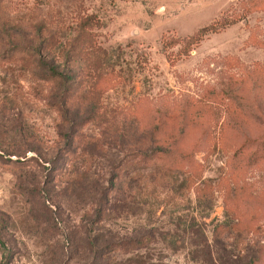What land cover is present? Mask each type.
I'll return each mask as SVG.
<instances>
[{
    "label": "rangeland",
    "instance_id": "1",
    "mask_svg": "<svg viewBox=\"0 0 264 264\" xmlns=\"http://www.w3.org/2000/svg\"><path fill=\"white\" fill-rule=\"evenodd\" d=\"M91 16L96 21L89 34L111 53L106 70L114 72L100 82L96 98V116L106 123H90L80 133L104 145L115 136L118 123L130 125L138 118L141 126H153L160 118L161 138L181 130L189 134L185 148H193L192 162L199 166L191 180L180 172L160 183L149 175L152 165L124 164L119 177L134 179L132 199L103 224L121 235L155 230L157 237L148 249L116 254L111 262L202 264L192 229L201 230L212 244L215 226L226 221L224 189L235 183L229 165L241 143L242 118L248 120L249 134L264 131V121L257 120L264 118V0H0V56L12 40L32 38L40 25L45 27L43 37L54 36L63 48L75 37L77 25ZM214 23L225 26L184 54L182 41ZM173 40L179 44L170 47ZM56 52L59 48L52 50L50 60L64 67ZM28 66L19 55L12 60L0 57V116L8 119L7 128L17 125L7 135L0 129V146H31L48 155L57 150V114L48 104V87ZM71 67L81 71L87 66ZM77 94L70 96L69 104L85 116L90 98L77 100ZM224 131L227 147L220 148L218 136ZM256 151L246 150L247 172L241 179L251 184L249 194L264 193V151ZM98 155L91 167L81 162L77 169L81 173L88 167L92 179L106 183L113 173L110 164L124 155L108 147ZM11 159L0 151V264H80L71 241L73 235L79 240L87 213L93 211L92 199L80 196L82 191L74 197L65 192L71 178L68 165L60 166L55 179L34 152L21 162ZM249 208L241 206L246 212ZM261 237L229 240L226 250L239 252Z\"/></svg>",
    "mask_w": 264,
    "mask_h": 264
},
{
    "label": "trees",
    "instance_id": "2",
    "mask_svg": "<svg viewBox=\"0 0 264 264\" xmlns=\"http://www.w3.org/2000/svg\"><path fill=\"white\" fill-rule=\"evenodd\" d=\"M95 21L93 16L81 21L77 25L75 37L69 41L70 44H66L63 48L59 47V41L54 36L43 37L42 32L45 29L43 25L35 27L32 38L22 37L9 43L8 48L0 56L1 59L12 60L19 55L22 63H29L28 69L32 76L48 87L46 98L49 106L57 114L55 132L58 139L57 150L48 155L38 152L31 146H28L26 150H22V148L21 150H10L0 146V151L10 162L13 161L11 157H17L16 161L21 162L20 158H26V153L34 152L36 160L39 163L47 164L54 175H60V166L68 165L71 178L66 184L65 192L74 197L76 193L79 194L82 191L80 196L90 197L93 208L92 213H87V224L84 222L83 229H81L83 231L79 232V240L77 241L75 235L72 237V246L69 245L72 248V254L78 255L80 264H114L111 262L112 256L116 254L129 255L146 250L155 243L157 237L155 230H146L134 233V235H121L103 224L104 221L110 219L112 213L119 212L123 207H128V199H132V194L129 192L134 188V179L123 180L119 177V170L122 171L124 164L152 165L149 175L160 183L172 180L173 176L180 172L187 173L188 179L191 180L199 166L192 162L195 157L194 151H191L193 148H185L189 134L181 130L172 138H161L162 120L160 118L159 122L155 121L153 126H141L138 118H133L130 125L125 121L118 123L115 136L106 141L104 145L98 138L87 137L80 133V130L90 123H106L101 116H96V98L101 92L100 82L103 83L102 81L113 75L114 72V70H106L111 53L100 48L94 41V37L89 34V30L95 27ZM222 26H225V23H214L200 29L194 36L183 40L182 42L185 44L183 53L188 54L193 46L199 45L208 35L223 29ZM177 43L179 44L178 40H173L168 45L173 47ZM165 47L167 44L164 45ZM57 48H59V52L56 53L64 60V67L55 64L54 60H50V53L53 49L56 51ZM78 63H83L87 67L81 71L73 70L71 65ZM76 93H78L77 100L90 98L89 107L87 106L89 111L85 116H81L78 110L73 111L69 104L70 96L75 97ZM233 96L241 95L234 92ZM241 98L247 102L246 97L241 96ZM257 120L264 121V118H257ZM247 121L246 118L241 120L244 127L243 132L239 134L241 143H237L229 165L230 178L235 183L233 187L224 189L226 221L215 226L212 244L209 243L201 230L192 229V232L195 231L194 235L199 239L198 253L199 257L201 255L202 264H264V214L262 215L264 210L261 208L264 206V193L253 194L250 192L249 194L247 190H250L251 184L241 180L247 172L244 165L248 155L246 150L255 147L257 151H264V131L260 132L261 134H249L246 129ZM7 124H9L8 119L5 116H0V129H4L2 133L6 135L9 130L14 132L17 126L14 124L7 128ZM226 126H228L227 123L224 124L223 129ZM128 128L131 130L128 131ZM205 141L207 145L208 140ZM226 141L227 131L220 132L218 136L220 148L227 147ZM0 142L2 143V139ZM139 143L141 146H138ZM105 147L117 149L124 155L119 163L112 162L110 164L113 173L107 182L103 183L100 179H92L93 175H90L91 171L88 167L79 173L78 163L87 164L89 162L91 167L93 161L99 156L100 149H105ZM63 154L64 156H62ZM256 158H259L260 161L263 160L261 156H256ZM72 159V164H67V161H72ZM63 169L61 168V172ZM57 175L54 176L55 179L60 177ZM227 176L226 174L224 178ZM139 181V179L136 180L138 183ZM227 181H229V176ZM118 197L122 198L117 199ZM241 206L250 208L246 212V209H241ZM260 234L262 239H258L252 245H247L244 250L240 249L239 252L226 250L229 240L241 241ZM149 264L160 263L151 262Z\"/></svg>",
    "mask_w": 264,
    "mask_h": 264
}]
</instances>
